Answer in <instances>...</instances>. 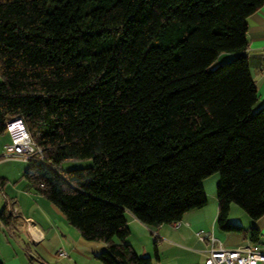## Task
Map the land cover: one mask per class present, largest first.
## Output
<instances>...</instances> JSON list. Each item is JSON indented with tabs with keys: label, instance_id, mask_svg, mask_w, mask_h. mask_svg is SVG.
Here are the masks:
<instances>
[{
	"label": "trees",
	"instance_id": "16d2710c",
	"mask_svg": "<svg viewBox=\"0 0 264 264\" xmlns=\"http://www.w3.org/2000/svg\"><path fill=\"white\" fill-rule=\"evenodd\" d=\"M262 4L0 0V132L22 119L40 149L23 177L107 243L103 263L152 264L127 240L128 214L180 220L208 204L203 180L216 172L221 230L245 232L233 203L264 215V104L246 53ZM70 158L93 163L61 170ZM0 219L10 223L6 206ZM260 234L251 226L250 241Z\"/></svg>",
	"mask_w": 264,
	"mask_h": 264
},
{
	"label": "crops",
	"instance_id": "0c3cea01",
	"mask_svg": "<svg viewBox=\"0 0 264 264\" xmlns=\"http://www.w3.org/2000/svg\"><path fill=\"white\" fill-rule=\"evenodd\" d=\"M247 25L249 44L246 53L260 105L264 104V4L247 17ZM222 55L225 59L233 56L230 52ZM2 180L4 183L0 187L4 191V205L0 210L6 206L9 212L11 208L17 207L29 218V222L22 223L13 216L10 223L0 219V261L4 264H105L97 255L107 247V243L86 239L77 227L68 222L58 206L29 186L23 173L14 184ZM219 181L217 172L203 180L209 201L206 206L184 215L183 220L188 221V225L179 228L165 223L149 226L129 213L131 233L128 242L140 254L151 255L152 244L149 239L153 238L156 242L154 252L156 249L158 256L155 255L154 259L151 255L152 264H204L209 243L199 239L196 230H213L227 246L250 241L245 232L216 230L219 210L216 191ZM249 225L256 226L261 232L264 215L256 220L251 219ZM60 250H65L67 255H61ZM261 251L260 264H264V250Z\"/></svg>",
	"mask_w": 264,
	"mask_h": 264
},
{
	"label": "built area",
	"instance_id": "2783aa9c",
	"mask_svg": "<svg viewBox=\"0 0 264 264\" xmlns=\"http://www.w3.org/2000/svg\"><path fill=\"white\" fill-rule=\"evenodd\" d=\"M21 122L18 126L13 127V122ZM7 125L8 130L12 136V143L8 146V150L12 154H18L24 159L33 158L40 149L31 138V135L21 118L9 120ZM11 216L18 221L24 223L29 222V218L25 217L17 207L9 210ZM182 224L188 225L189 222L182 219L175 220L171 223L173 228H179ZM196 235L199 239L207 241L209 248L205 257L204 264H260L261 249L259 246L251 241H247L237 246H227L219 237L216 236L213 230L198 229ZM61 255H67L65 250H60Z\"/></svg>",
	"mask_w": 264,
	"mask_h": 264
},
{
	"label": "rangeland",
	"instance_id": "374dc122",
	"mask_svg": "<svg viewBox=\"0 0 264 264\" xmlns=\"http://www.w3.org/2000/svg\"><path fill=\"white\" fill-rule=\"evenodd\" d=\"M225 56L222 55L213 65V67L225 62ZM9 126H7L8 128ZM12 143V136L10 132H0V180L4 179L5 183L14 184V182L20 180L22 177V173L28 164V160L24 159L22 156L18 154H12L13 152L8 150V146ZM93 163L91 158H70L66 159L61 164V170L66 171L68 169L77 168V167H86ZM210 176V175H209ZM211 178V177H210ZM208 182V181H207ZM207 186L208 183H207ZM217 194V191H216ZM4 191L0 187V207L4 205ZM25 216V215H24ZM231 223H235L244 227L245 233L247 236L251 235V226L249 222L251 218L248 213L242 209L236 203L232 204V209L229 218ZM166 225H170L169 223H165ZM182 224L181 226H183ZM217 231L221 229L216 227ZM217 235V233H216ZM151 245V255L154 259H156L154 252V244L156 243L153 238L149 239ZM260 249L264 250V228L261 229L260 237L257 241H254ZM35 264H38L34 262Z\"/></svg>",
	"mask_w": 264,
	"mask_h": 264
},
{
	"label": "bare ground",
	"instance_id": "6f19581e",
	"mask_svg": "<svg viewBox=\"0 0 264 264\" xmlns=\"http://www.w3.org/2000/svg\"><path fill=\"white\" fill-rule=\"evenodd\" d=\"M20 123H21L20 121H19V122H16V121H15V122H13L12 126H13V127H16V126H18V124H20Z\"/></svg>",
	"mask_w": 264,
	"mask_h": 264
}]
</instances>
